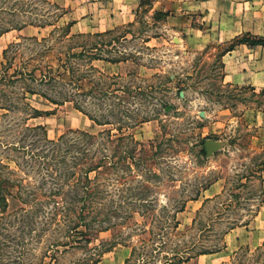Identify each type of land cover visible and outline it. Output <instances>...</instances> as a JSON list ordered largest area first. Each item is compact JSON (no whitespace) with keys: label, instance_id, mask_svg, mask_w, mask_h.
Masks as SVG:
<instances>
[{"label":"rangeland","instance_id":"374dc122","mask_svg":"<svg viewBox=\"0 0 264 264\" xmlns=\"http://www.w3.org/2000/svg\"><path fill=\"white\" fill-rule=\"evenodd\" d=\"M82 1L0 0L3 193L14 185L0 207V264H172L176 249L193 254L221 247L229 231L251 221L263 198L264 124L248 116L264 109V90L231 86L224 67L246 68L245 54L261 55L262 47L239 44L225 58L223 53L236 36L264 38V0H141L132 24L120 23L102 36L91 34L125 20L110 14L118 0L93 14L79 6ZM73 20L78 24L71 28ZM83 45L86 55L77 54ZM95 53L105 59L90 60ZM119 58L128 60H106ZM251 65L249 70L258 68ZM50 66L53 76L42 80ZM20 70L37 72L13 83L9 75ZM25 91L29 106L22 103ZM75 104L113 123L98 125ZM33 107L44 113L31 117ZM131 120L138 124L126 131L144 145L137 156L143 157L144 148L149 159L131 169L128 162L116 170L107 162L85 211L88 225L82 221L76 228L78 208L71 211L68 203L82 184L74 186L66 176L80 147L71 138L81 130L111 128L115 134ZM40 124L49 140L62 134L69 140L46 142ZM204 138L220 144L210 156L200 152ZM115 146L114 139L106 142L107 157ZM126 146L132 145L123 142L118 155ZM188 197L195 199L177 214L179 227L170 229ZM263 243L243 245L222 264H264Z\"/></svg>","mask_w":264,"mask_h":264},{"label":"trees","instance_id":"16d2710c","mask_svg":"<svg viewBox=\"0 0 264 264\" xmlns=\"http://www.w3.org/2000/svg\"><path fill=\"white\" fill-rule=\"evenodd\" d=\"M165 15L168 16L169 13H167ZM129 24H132V23H129ZM35 25L36 26H42V25H38V24H35ZM71 25H72V22L69 23V27H71ZM114 30L115 29L108 30L106 32H99L96 34H91V33H89V34L95 35V36H102L104 34L111 33ZM234 41H235V44L226 48L223 55H225L230 50H233L239 44H248L250 46L261 45L264 47V38H261V37H255L254 40H249V39L241 40L239 38V36H236L234 38ZM95 49L99 51L98 47H96ZM87 51H88V49H85L84 45H83L82 50H80V52H78L77 54H79V55L85 54L86 55ZM6 53H7V50L4 51L5 55H6ZM97 59L103 60L105 58H103L98 53H95L93 56L90 57V60H97ZM106 60L108 62L117 63V62H121V61H126V60H128V58L127 59H124V58L123 59H121V58H119V59H106ZM52 69L53 68L51 67L47 73H44L43 74L44 78L41 77V79L45 80V78H47L48 76H49L48 78H51V76H53V72H54ZM70 70H72V69H70ZM16 72H17V74H10L9 75V77L13 78V80H12L13 83H15L17 81L16 79H18V78H16V77H18V76H20L21 79L23 77L24 78L25 77L26 78H28V77L29 78H35L37 70H27V71H25V70L21 71L20 70V71H16ZM28 92L31 94H35V92L33 90H28ZM25 93H26V91L23 94L24 96H22V103L25 106H29L31 104H29V102L27 101V96ZM48 99L51 100V102H53V103L60 104L59 101H57V100H54L52 98H48ZM75 105H76V108H78L79 110H81L85 114L89 115L90 118L93 119L98 125H108V124L113 123L109 120L102 121V120L98 119L97 117H95L93 114H91L89 111H87L85 108L81 107L80 105H78V104H75ZM31 112H32L30 115L31 117L41 116L44 113V112H41V110H39L36 107H33ZM137 124H138L137 121H132V120L129 122H124L121 126H118L116 128L117 133H115V134L113 132V129H111V128L100 131L98 134H93V133H90L88 131L81 130V131H79L80 132L79 134H81V136L79 138H76V136H75V138H71L70 144L75 143L76 147H80V150L77 151V155H75V161H74V165L72 168L71 175L66 176V179H68L70 181L73 179L74 186H79L80 183L82 184V189H80L79 187H77V189L75 188L76 196H75L74 200H72L68 203V205H70L71 211L78 208L79 214L77 217L79 218V220H78V222H76V225H75L76 228L82 224V221H84L83 223H85L84 224L85 226L88 225L84 220V217L86 216L85 211H87L86 209L89 207L87 205L94 201V199L92 197L98 193V192H96V190L98 189L97 186H101V176H102V173L105 171V166H106L107 162L109 163L108 167L110 169L116 170V168L118 167V164L122 161H124L125 163L128 162L125 167H127L128 169H131L132 163L133 164L134 163H141V162L149 159V156L146 153V150L144 148L141 149L144 152L143 157L137 156L138 146L140 145L143 147L144 145L142 144V142H140L139 140L136 139L135 135L132 132L126 131V129L133 128ZM36 127L42 129V131L44 132V137L46 139V142L51 141V143L55 144V146H59V143L62 142L63 140H69V138H67V136L63 135V134L61 135L60 140H57V141L49 140L48 134L45 130V127L41 124L39 126H36ZM110 139H112V140L114 139V141H116V146L114 147L113 150H111L112 156L107 157V155L104 153V147H105L106 142ZM123 142H128L132 146H130V147H128L129 145L126 146L127 149H125L123 151V153L118 155L119 148ZM151 144H154V142H151ZM202 144H203V147H202L200 152L203 155H206L207 153H206V148H205V144H206L205 138L202 140ZM154 145H159V144L157 143ZM12 146H14V145H12ZM22 148L23 147H21L20 149H22ZM54 150L56 152L55 159H57V158H59L60 147H55ZM74 154H75V152H74ZM108 159H109V161H108ZM128 160H131V164L129 163ZM262 170L264 171V166H263ZM131 172L132 171H130V173ZM93 173L95 175L94 177L92 176ZM74 179H76V180L74 181ZM5 182H6V179L0 180V206L1 207H2V205L7 204V199H8L7 197L9 194L12 193V188L14 186L13 184L9 183L8 187L11 188V191H9L7 194L6 193L4 194L3 193V185ZM207 188H208V186L204 187V189H207ZM56 193L58 195H61L63 192H62V190H58ZM263 194H264V191H263ZM191 199H195V197L194 198L193 197L185 198L183 205L175 210L174 213L176 214V217L174 216V220L172 221L171 224L168 225V226H170L169 227L170 229L171 228L177 229L179 227L180 222L177 219V214L179 212L184 211L186 202L188 200H191ZM99 202H101V201H99ZM60 203L58 202L57 205H59ZM259 206H260V204L258 205L257 211L259 209ZM93 209L94 208H90L89 210H93ZM257 211L255 212V214H257ZM255 214H253V215H255ZM159 248H160V246H159ZM159 248H154V249L156 250ZM223 248H225V244L219 248H215L212 250H209V249L197 250V252L196 253L194 252L193 254H191L187 248H184V249L181 248L179 250L176 249L173 252V257H175L176 259L174 262H172V264H182L183 262H186V261L192 259L194 256L218 252V251H221ZM135 251H136V249L133 252L135 253ZM160 251L163 252L164 250H161V248H160ZM170 260H172V258H170ZM95 261H97V260H95ZM129 263H130V260L127 259L126 264H129Z\"/></svg>","mask_w":264,"mask_h":264},{"label":"crops","instance_id":"0c3cea01","mask_svg":"<svg viewBox=\"0 0 264 264\" xmlns=\"http://www.w3.org/2000/svg\"><path fill=\"white\" fill-rule=\"evenodd\" d=\"M112 1H115V0H83L82 2H80L79 6L82 5L83 7L84 5L85 9H87L88 14H93L94 9L95 11L105 13L107 12L109 5L112 4ZM157 1L158 0H155V4ZM118 2H119V5L116 8L112 9L110 14H116V15L120 14L121 16H123L125 20L124 21L121 20V22L117 21L116 24H114L108 30L116 29L120 25V23H124V24L133 23L136 17L134 15L137 14V10L140 6L141 0H118ZM73 9L69 10L66 14H73L74 12ZM153 9H154V6H153ZM111 17L113 19H116L113 16ZM71 22H72L71 28L75 27V25L78 24L77 20H73ZM25 27L23 28L26 29L27 27L26 28ZM108 30H105L104 32ZM238 46H236L233 50H230L229 53L227 52L225 55H223V58L229 55L230 52L231 53L235 52ZM258 46L262 47V49L260 50L261 55L252 56L250 54L249 55L245 54V58H243V61L250 63V65H247L246 68L244 67L241 70L232 71V70H228L229 66L228 64H225L224 66L226 70L225 79H227V82L231 84V86L232 85H248V86H251L254 90H264V47L261 45H257L254 47L246 45V47L249 48V50H253V48H257ZM239 62L241 61L234 60V65L238 64ZM109 63H112V62H109ZM119 63H112V65H117ZM253 63H257L258 68L252 71L249 69H250V66H252L251 64ZM261 108L262 107L255 108L254 113L248 116L251 122L252 120L256 121L257 124L255 125L264 124V109H261ZM261 137H262L261 140L264 139V134H261ZM262 175H263V181H264V171ZM209 189L210 187L204 190L205 198L209 197L206 194V192ZM217 193L218 191L214 192V194H217ZM201 204L202 202L200 203V205ZM263 211H264V194H263V198L260 203L259 209L257 211V214L253 216L251 221L247 224H243L241 226H237L233 228L231 231H229L226 234V244H225L226 246L224 249L218 252H214V253L201 254L197 256L196 258H192L186 262H183L182 264H222L223 262L230 260L243 245H246L249 247H252L254 243H258V245H260L262 242H264V234H262V231L264 233V230H260L258 219L262 215V218L260 221L261 223H263L261 225L264 226V215L262 214ZM252 223L257 224L256 227L254 226L253 230H252ZM260 235H263V236L260 237Z\"/></svg>","mask_w":264,"mask_h":264},{"label":"water","instance_id":"95a60500","mask_svg":"<svg viewBox=\"0 0 264 264\" xmlns=\"http://www.w3.org/2000/svg\"><path fill=\"white\" fill-rule=\"evenodd\" d=\"M181 96L184 95V91L180 92ZM220 147L219 142H216L212 139H207L205 148H206V153L208 156L212 155L214 151H216Z\"/></svg>","mask_w":264,"mask_h":264}]
</instances>
